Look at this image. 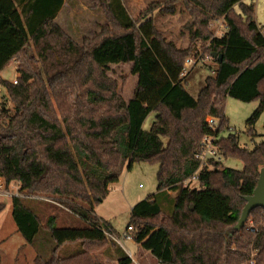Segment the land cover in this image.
<instances>
[{"label":"trees","instance_id":"1","mask_svg":"<svg viewBox=\"0 0 264 264\" xmlns=\"http://www.w3.org/2000/svg\"><path fill=\"white\" fill-rule=\"evenodd\" d=\"M65 3L0 0V73L17 62L19 74L18 83L0 74L14 105L0 109V177L81 222L57 227L56 215H50L44 223L27 203L29 196H13L18 231L26 245L38 250L35 264H104L99 253L113 254L118 264H133L104 233L103 223L112 226L95 207L137 162L159 165L158 193L134 205L128 225L134 242L155 262L247 264L258 250L255 264H264V208L253 209L244 227L236 229L245 197L254 193L264 167V139L250 150L239 145L237 134L216 138L225 159L241 160L243 169L220 167V161L212 162L213 169L201 168L196 158L204 137L229 128V97L259 102L248 119L250 128L264 112V32L255 4L164 0L150 3L134 18L123 0H94L107 23L77 42L56 20ZM179 8L191 16L187 48L167 39L154 17L156 11L175 14ZM215 19L224 20L222 36L211 28ZM198 40L205 43L203 52L195 49ZM207 56L218 66L194 97L187 89L186 64L191 57ZM118 63L130 64L138 77L129 99L108 75ZM151 113L155 119L146 130ZM209 117L220 120L216 129ZM194 176L200 187L186 186ZM169 202L172 211L165 209ZM5 207L0 203V213ZM42 229L47 241L40 238ZM77 243L80 252L59 254Z\"/></svg>","mask_w":264,"mask_h":264},{"label":"rangeland","instance_id":"2","mask_svg":"<svg viewBox=\"0 0 264 264\" xmlns=\"http://www.w3.org/2000/svg\"><path fill=\"white\" fill-rule=\"evenodd\" d=\"M130 14L137 18L147 6L152 2H163L164 0H123ZM253 2L256 8V21L264 32V0H247ZM94 0H67L57 22L60 26L71 35L77 42H81L84 37H93L96 35L101 26L107 23V19L99 7L93 6ZM158 28L164 33L167 39L174 41L178 47L187 48L192 41V33L187 24L191 16L180 8L175 14H163L154 12ZM211 28L217 36H222L226 31L223 19H215L211 22ZM205 43L201 40L194 42L197 51H204ZM209 42L206 43V47ZM192 63L186 68L185 79L187 89L190 94L197 97L205 80L209 75L214 74L217 69V62L211 57L205 58L191 57ZM197 60V61H196ZM108 75L118 82L119 91L122 92L126 99L133 96V92L138 77L131 73L130 64H112ZM1 76L14 82L18 78V63L8 66L1 72ZM258 101L244 102L233 97L227 99L226 116L228 118L229 128L222 129L217 139L227 137L230 133L238 135L239 145L243 148L254 149L264 139V112L253 128H250L248 119L258 107ZM6 106L13 109L14 105L10 101L6 89L0 85V109ZM155 114L151 113L144 122V129H150ZM220 120L217 119V127ZM231 128V129H230ZM254 130V134L252 131ZM220 167H233L243 169V162L235 158H227L220 161ZM214 163V162H213ZM210 169L214 165L209 166ZM158 169L157 163L137 162L131 169L126 168L119 181L110 185V193L101 203L95 207L98 216L107 220L113 230L121 237L127 231L132 208L138 202L152 197L158 193ZM192 187H200L198 181L192 182ZM20 185L18 182H12L8 185V193L0 194V203L6 205L0 213V250L2 254L1 264H35L34 258L37 255V248L32 245H26L25 239L18 231L17 224L13 218L12 198L18 193ZM171 196L175 195L170 191ZM27 203L37 210L47 222L50 215H56L57 227L79 226L81 225L73 214L53 204L45 197H27ZM55 205L57 207L52 206ZM59 206V207H58ZM165 209L172 211V204L166 203ZM132 234V232H130ZM40 238L47 241L46 230L42 229ZM116 242V241H115ZM51 243V242H50ZM118 243L125 253L131 257L130 252L134 255L133 264H155V259L141 245L136 242L123 239ZM52 245V243H51ZM82 250L80 244H67L59 250L61 256H69ZM132 258V257H131ZM97 259L104 264H118L117 258L113 254L99 253Z\"/></svg>","mask_w":264,"mask_h":264},{"label":"built area","instance_id":"3","mask_svg":"<svg viewBox=\"0 0 264 264\" xmlns=\"http://www.w3.org/2000/svg\"><path fill=\"white\" fill-rule=\"evenodd\" d=\"M192 59H189L187 61L186 66L189 63H192ZM187 68L185 69L184 74L186 73ZM14 83H18V79L16 78L14 80ZM207 122L209 124V126L213 129L217 128V119L215 117H209L207 119ZM216 136H206L203 139L202 142V148L199 152L196 153V158L198 160H200L201 162V168L204 166H210L213 165L212 162H216V161H222L224 159V156L222 154L221 149L217 146L216 144ZM197 181V176H194L193 178L187 180L185 182L186 186H190L192 187V182ZM8 184L7 181L4 177H0V194H7L8 193ZM15 196H29V197H41V196H31L28 194H23L20 193L18 191V193L15 194ZM103 231L104 233L112 240L122 243L123 239L126 240H130V241H134L133 239V235L130 234V232H132V226H128L127 231L124 232L123 237L119 236L114 230L113 228H111L110 226H108L107 224L103 223ZM128 251L130 252V255L132 257V259L135 260L134 255L132 254V252L128 249ZM258 254V250H255L251 256V259L249 260V262L247 264H255L256 263V256ZM155 264H163L162 262H156Z\"/></svg>","mask_w":264,"mask_h":264},{"label":"water","instance_id":"4","mask_svg":"<svg viewBox=\"0 0 264 264\" xmlns=\"http://www.w3.org/2000/svg\"><path fill=\"white\" fill-rule=\"evenodd\" d=\"M213 56L216 58L217 53L214 52ZM222 58H223L222 55H220L219 60L222 61ZM245 200L247 203L243 209L242 216L238 224L236 225L237 230L244 227L253 209L257 207L264 208V167H262L260 170L259 181H258L256 189L254 190V193L252 195L246 196ZM192 209H193V206H192Z\"/></svg>","mask_w":264,"mask_h":264},{"label":"crops","instance_id":"5","mask_svg":"<svg viewBox=\"0 0 264 264\" xmlns=\"http://www.w3.org/2000/svg\"><path fill=\"white\" fill-rule=\"evenodd\" d=\"M67 1V0H66ZM63 9V8H62ZM62 11V10H61ZM61 11H60V13H61ZM60 13L58 14V16H57V18H56V20H58V17H59V15H60ZM1 74V73H0ZM97 214V213H96ZM100 217V216H99ZM102 218V217H101ZM104 219V218H103ZM107 221V220H106ZM134 242V241H133ZM25 244H26V242H25Z\"/></svg>","mask_w":264,"mask_h":264}]
</instances>
